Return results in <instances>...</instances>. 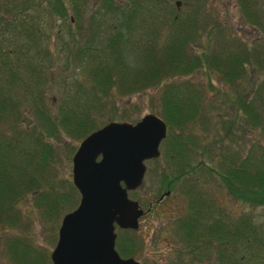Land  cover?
Instances as JSON below:
<instances>
[{
    "label": "trees",
    "instance_id": "1",
    "mask_svg": "<svg viewBox=\"0 0 264 264\" xmlns=\"http://www.w3.org/2000/svg\"><path fill=\"white\" fill-rule=\"evenodd\" d=\"M234 1L241 19L257 30L259 45H249L236 34L227 32L206 12L205 0H187L184 12L178 8L179 0H93L94 16L108 14L109 17L105 26L108 31L102 30L103 38L100 20L95 21L94 16L86 25L87 32L81 33V19L90 0H20L17 5L0 2V37L9 29L13 35L9 41L12 47L1 49L0 46V122L14 120L9 124L12 131L0 127V221L10 224L16 221V202L28 192L33 194V203L43 218L56 219L74 208L79 199L77 189L51 170L53 161L59 158L51 138L65 131L74 139H81L97 128L91 111L97 104L100 110L108 100L106 91L129 93L149 85L158 87L157 109L151 111L166 125L158 149L174 162L177 172L171 177L163 173L161 187L169 190L175 180L202 168L217 176L234 198L251 205H264V147L252 143L244 153L226 147L213 167L195 157L209 148L202 140L203 135L191 130L192 123L204 120L205 93L202 84L188 75L201 69L206 85L214 89L211 76L233 84L254 60L258 66L264 63L263 1ZM41 4L49 15L47 26L55 27L54 33L66 50L65 65L86 61L91 79L89 91L91 98L94 97V102L60 106L55 116L47 111L40 93L45 71L51 60L55 61L45 44L47 32L30 18L25 21L19 17V12ZM202 37L204 42L199 41ZM41 57L47 60L43 62ZM261 89H264L263 82L251 92L254 96L248 97L251 90L244 94L242 88L235 87L227 94V100L231 108L241 113L248 127L264 132L263 116L255 100ZM26 94L35 101L32 109L36 121L19 127L21 100ZM111 118L117 120V116ZM231 126L230 121L224 124L226 135ZM191 182L187 181L184 187L190 196L189 212L175 223L183 242H209V237H213L223 248L225 243H232L229 239L245 241L254 229L247 228L244 220L233 229L224 228L220 218L201 224L199 210H206L209 202L202 197L196 179ZM121 230L124 234L116 233L114 247L120 256H132L134 234L126 232L134 230ZM4 244L15 264H51L49 253L24 236H9Z\"/></svg>",
    "mask_w": 264,
    "mask_h": 264
},
{
    "label": "rangeland",
    "instance_id": "2",
    "mask_svg": "<svg viewBox=\"0 0 264 264\" xmlns=\"http://www.w3.org/2000/svg\"><path fill=\"white\" fill-rule=\"evenodd\" d=\"M2 1L7 5L20 4V0H0V2ZM169 1L173 2L174 0ZM186 1L179 0L178 8L181 12H184L187 7ZM262 1L264 9V0ZM204 3L206 12L219 21L227 32L236 34L249 45L260 44L257 30L241 19L234 0H205ZM94 5L93 0H90V4L85 5L81 19L83 27L81 33L87 32L86 25H88L90 17L94 16ZM19 17L25 21L30 18L34 23H39L44 28L43 31L47 32L45 44L47 50L52 52L55 61L51 60L49 69L47 68L45 71V79L40 93L49 114L55 116L60 106L65 107L72 102L79 105L84 102H94V97L91 98L89 91L91 79L88 76L86 61L70 64V66L65 65L66 50L63 49V44L54 33L55 27L50 29L47 26L49 15L43 9L42 4L34 9L29 8L19 12ZM107 18H109L108 14L94 16L95 21L100 20L102 38L104 36L102 30L108 31L105 27L109 21ZM65 23L67 24V22ZM61 29L65 31V29ZM4 34V37H0L1 49L12 47L9 43L13 39L11 30L9 29ZM62 36L67 38L66 33H62ZM43 38L45 40L44 36ZM199 41L204 42V37ZM196 45L199 44L196 43ZM41 59L43 58L41 57ZM46 60L47 57L42 61ZM188 76L191 80L201 83L205 93L204 120L201 123H192L191 130L203 135L202 140L204 143L206 142L209 149L203 155L197 154L195 157H200L209 165L216 167L220 154L227 148L244 153L252 143L264 147V132L257 130L256 127H248L241 113L231 108L227 100V94L233 92L235 87L242 88L244 94L251 90L247 94L248 97L253 95L254 92L252 94L251 92L255 91L260 83H264V63L262 66H258L254 60L251 66L246 67L242 77L233 84L223 81L218 76H211L214 89H210L206 85V77L201 69ZM157 88L156 85H149L129 93L108 90L105 92V99L108 100L104 102L100 110L97 104L94 111H91V115L95 117L98 126L113 119L112 116H117V120L134 122L144 113L154 112L151 109L156 111ZM255 100L259 106L257 110L260 111L264 121V89L259 90ZM34 103L30 94H26L25 98L21 100L22 117L18 118L20 122L17 126L21 127L25 123L32 124L36 121L32 109ZM12 120L1 121L0 127L2 125L3 129L12 131L9 126L14 121ZM223 121L225 122L223 123ZM227 121H230L232 126L226 135L223 126ZM218 139L221 140L220 143ZM79 140V138L74 139L65 131L50 140L53 148L56 149L55 154L59 156L58 160L53 161L51 170L56 172L57 177L66 179L70 183H72L71 155ZM219 144L221 146H218ZM70 146H73L74 149L70 150ZM144 164L145 171L141 184L133 190H128V196L136 199L144 209V212L138 217L137 227L129 228L134 231L126 232L131 236L134 234L135 250L132 255L134 258L141 260L144 264H264V205H251L234 198L222 186L217 176H212L202 168L199 172H193L186 178L175 180L168 192L159 198V194L166 190L165 187H161L164 186L163 173L169 177L177 173L174 162L171 163L165 155L159 152L157 156L145 159ZM189 179L191 181L196 179L202 197L205 196L209 202V206L205 205L207 211L199 210V214L202 216L201 224L205 225L220 218L218 220L222 221L224 228L233 229L235 225L241 226L240 221L244 220L247 228L254 229L245 241L229 239L232 243H225L223 248L219 245L220 241L218 242L213 237H209V242L203 240L183 242L175 223L179 218L186 217L189 212L188 197L190 196L184 191L187 181L193 184ZM196 195L199 196V194ZM32 197L33 194L29 192L20 196L16 202L17 219L14 223L0 221V264H15L4 244L5 238L9 236H24L48 253L56 241L57 227L61 216L56 219L43 218L40 209L33 203ZM114 231L117 234H124L117 226Z\"/></svg>",
    "mask_w": 264,
    "mask_h": 264
},
{
    "label": "water",
    "instance_id": "3",
    "mask_svg": "<svg viewBox=\"0 0 264 264\" xmlns=\"http://www.w3.org/2000/svg\"><path fill=\"white\" fill-rule=\"evenodd\" d=\"M165 130L159 115L146 112L134 122L108 120L78 141L71 180L79 199L60 217L51 264H144L118 254L114 228L137 227L144 209L127 191L141 184L144 160L159 154Z\"/></svg>",
    "mask_w": 264,
    "mask_h": 264
}]
</instances>
